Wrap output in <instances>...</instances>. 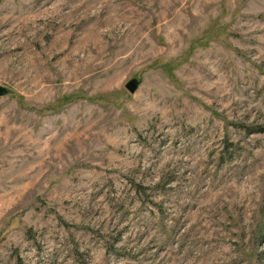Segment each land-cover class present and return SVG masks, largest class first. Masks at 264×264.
Instances as JSON below:
<instances>
[{
    "label": "rangeland",
    "instance_id": "rangeland-1",
    "mask_svg": "<svg viewBox=\"0 0 264 264\" xmlns=\"http://www.w3.org/2000/svg\"><path fill=\"white\" fill-rule=\"evenodd\" d=\"M0 85V264H264V0H0Z\"/></svg>",
    "mask_w": 264,
    "mask_h": 264
},
{
    "label": "water",
    "instance_id": "water-1",
    "mask_svg": "<svg viewBox=\"0 0 264 264\" xmlns=\"http://www.w3.org/2000/svg\"><path fill=\"white\" fill-rule=\"evenodd\" d=\"M140 86V82L137 79H133L131 80L128 85H127V89L131 92V93H135L138 88ZM8 88H6L5 86H1L0 85V97H4L8 94Z\"/></svg>",
    "mask_w": 264,
    "mask_h": 264
},
{
    "label": "bare ground",
    "instance_id": "bare-ground-1",
    "mask_svg": "<svg viewBox=\"0 0 264 264\" xmlns=\"http://www.w3.org/2000/svg\"><path fill=\"white\" fill-rule=\"evenodd\" d=\"M89 55H90V54H89ZM88 58H89V56H88ZM91 59H92V58H91ZM95 59H96V57H95ZM86 60H90V59H87V58H86ZM92 61H93V59H92Z\"/></svg>",
    "mask_w": 264,
    "mask_h": 264
}]
</instances>
